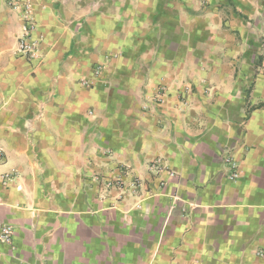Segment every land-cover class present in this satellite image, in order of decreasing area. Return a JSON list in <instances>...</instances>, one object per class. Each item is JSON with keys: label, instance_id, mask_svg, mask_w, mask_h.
<instances>
[{"label": "crops", "instance_id": "0c3cea01", "mask_svg": "<svg viewBox=\"0 0 264 264\" xmlns=\"http://www.w3.org/2000/svg\"><path fill=\"white\" fill-rule=\"evenodd\" d=\"M31 1L36 59L0 0V264H264V0Z\"/></svg>", "mask_w": 264, "mask_h": 264}, {"label": "built area", "instance_id": "2783aa9c", "mask_svg": "<svg viewBox=\"0 0 264 264\" xmlns=\"http://www.w3.org/2000/svg\"><path fill=\"white\" fill-rule=\"evenodd\" d=\"M9 7L19 13L21 19V32L17 42V54L24 56L27 59H36L39 57V48L42 42V37L38 33L37 22L34 17L33 3L31 0H7ZM264 71V67H263ZM103 72V66L97 65L94 70V78H84L81 83L83 85H93L97 77ZM166 87L164 85L158 88L157 94L153 100L155 103L160 104L162 102L163 95L165 94ZM3 154V150L0 148V157ZM225 162L228 165L229 175L232 179L238 177V165L233 156L227 155ZM149 168L158 172L162 171L164 166L160 158L155 159L149 164ZM163 183V182H162ZM112 184V183H109ZM120 184L119 180L114 182L117 186ZM13 236V229L9 225L0 226V240L11 241Z\"/></svg>", "mask_w": 264, "mask_h": 264}, {"label": "rangeland", "instance_id": "374dc122", "mask_svg": "<svg viewBox=\"0 0 264 264\" xmlns=\"http://www.w3.org/2000/svg\"><path fill=\"white\" fill-rule=\"evenodd\" d=\"M7 1V0H6ZM7 5L9 6L8 2H7Z\"/></svg>", "mask_w": 264, "mask_h": 264}]
</instances>
